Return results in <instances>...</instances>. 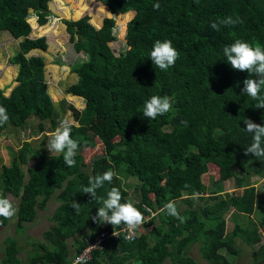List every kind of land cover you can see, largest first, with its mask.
<instances>
[{"label":"trees","instance_id":"obj_1","mask_svg":"<svg viewBox=\"0 0 264 264\" xmlns=\"http://www.w3.org/2000/svg\"><path fill=\"white\" fill-rule=\"evenodd\" d=\"M48 1L0 0V32L21 39L18 52L9 59L17 66V85L8 96L0 89V106L9 116L0 133L11 127L23 129L28 120L36 119L38 123L29 133L35 135L43 132L44 123L55 130L63 119L65 102L59 103L57 112L46 92L43 58L26 56L46 49L44 37L28 38V21L45 22L40 8ZM95 1L111 13L100 27L93 26L87 16L61 21L68 41L77 40L74 51L85 56L70 70L74 81L63 89L64 94L84 102L80 111H72L76 125L72 124L71 135L79 142L76 165L66 167L72 172L62 178V186L52 196L58 203L49 218L52 225L41 239L29 242L31 250L23 257H19L21 248L14 237L3 239L0 264H72L94 235L121 228L122 224L113 228L94 223L91 217L101 206L100 198H106L112 187L120 189L122 203L129 201L119 185L129 177L138 180L134 187L138 201L133 204L147 220L135 240L126 241L117 233L103 242L101 250L90 252L87 264H195L187 254L193 244L198 245L199 258L205 264H235L232 259L239 254L236 239L250 248L251 264H264V242L259 233L264 231V193L257 199L245 175L250 166L254 175L264 177V158L244 155L252 143L244 121L251 119L264 126V109H257L255 101L241 95L243 81L250 74L232 69L223 55V48L235 39L246 40L245 28L256 25L260 16L264 23V0ZM156 2L159 10L153 8ZM130 11L133 16L126 22L124 42L115 54L109 46L116 41L114 18ZM235 15L241 17L242 24L222 25L218 31L210 27L212 22ZM156 40L172 41L179 53L167 71L150 60ZM152 95L173 100L171 111L155 120L143 116V104ZM181 121H187V126ZM91 127H95L93 131ZM94 137L103 153L84 163L79 154ZM59 155L34 154L29 143L22 142L11 152L10 164L0 168V195L19 198L24 178L45 185L51 180L48 168L64 164L63 154ZM34 159L33 166L26 168ZM209 164L216 167L219 182L206 190L202 176ZM109 169L117 175L111 184L106 182L97 190V198L92 200L82 192L90 177ZM237 171L243 174L237 176ZM230 178L237 192L224 196L221 183ZM50 195L24 200L13 216L16 233L35 219L37 211L45 209ZM73 200L81 205L78 214L72 208ZM169 201L176 203L184 223L160 211ZM179 203H185L186 208L180 209ZM145 206L151 212L145 211ZM230 210L232 228L226 231L224 216ZM13 217H0V228ZM155 219L158 224L149 230ZM154 230L158 239L152 237ZM74 237L68 248L67 241Z\"/></svg>","mask_w":264,"mask_h":264},{"label":"rangeland","instance_id":"obj_2","mask_svg":"<svg viewBox=\"0 0 264 264\" xmlns=\"http://www.w3.org/2000/svg\"><path fill=\"white\" fill-rule=\"evenodd\" d=\"M99 5L101 4L95 0H49L40 8L43 16L46 18V21L41 23H38L36 19L28 21L30 26V34L28 35V38L33 39L44 37L46 49L44 52L38 51L35 53L31 51L26 56L29 57L31 55H35L43 58V75L46 92L49 94L53 107L57 112L60 113L59 103L61 101L65 102L61 116L63 118L67 117L73 125H76V121L74 119L75 116L72 115V111H80L84 106V102L82 100L79 101V99H75L70 95L64 94L63 89L74 81V76L72 75L73 73H71L70 70L75 67V65L82 63L85 60V56L74 51L73 43L77 40L72 43L68 41V36L65 33L64 26L61 24V21L68 19L75 21L80 17L87 16L93 26L100 27L102 20L104 18L111 17V13L105 6L101 5V7ZM132 16L133 12L130 11L128 14L125 13L124 15L114 18L115 26H117L115 33L116 41L109 44V46L115 54L118 49L121 48V43L123 44L124 42L125 25L126 22L132 18ZM243 36L246 38V42L253 44L259 43L264 46V23L262 16H260V19L258 18V23L256 25L250 28H245ZM20 40L21 39H12L6 32H0V89H4V96H8L12 88L17 85L14 81L17 66L10 64L9 59L16 52H18V43ZM131 69L132 67L127 68L128 71H131ZM253 79L257 78L253 76ZM250 99L253 101L251 97ZM37 123L38 120L31 119L27 121V125L24 126L23 129L11 127V130L0 133V168L1 166H8L10 164L12 158L11 152L15 153L17 149L20 148L22 142H28L34 154L44 152L47 156H60L59 153L51 154L46 147L49 139L48 134L54 131L50 130L48 123H44L43 132L36 133L35 135L29 134L31 128H35ZM262 123L264 125V122ZM94 128L95 127H91V130L93 131ZM102 153L103 148L99 141L94 137L89 145L81 150L79 155L83 162L87 163L92 158L101 155ZM35 161V159L29 161L25 167H32ZM66 167L67 166L65 164H57L56 167H49L48 169L51 172V180L46 182L45 185L36 184L34 182L30 183V179L24 178V185L19 198H12L7 195V197L11 199L16 210L20 205H24V200L29 197H42L45 194L50 193L51 198L47 201L46 207L43 211L36 212L35 219L31 223H24L21 233H16L14 217L9 220L5 227L0 228V258L2 257L1 242L6 237H14L17 240V244L21 248L19 257H23L29 249L31 250L29 242L41 239V234L52 225L49 218L58 204L52 199V196L55 191L62 186V178L69 176L72 172L66 171ZM207 167L206 173L202 176V182L206 190L210 188L211 183L219 182L216 167L210 164ZM247 167L249 169L247 171L248 173L245 174L247 177V184L253 185L255 189V196L258 199V197L264 193V177L254 175L252 171H250V166ZM242 174L243 173L241 171H237L236 173L237 176H241ZM137 184L138 180L135 177H129L128 179L119 182V185H121V187L126 191L129 201L132 203L138 201V198L134 193V187ZM221 184L224 196L229 193L234 194L237 192L232 178L223 181ZM44 190H46V192ZM179 208H186V204L179 203ZM231 213L232 212L230 210L224 216L226 231H230L232 228V222L228 217ZM256 216L257 212L255 211L252 215L253 220L256 219ZM153 224H158L157 219L150 222L148 226L149 230ZM153 232L154 234L152 237L154 239H158V232L155 230ZM259 233L261 236V240H259L263 243L264 231L259 230ZM73 241V238L67 241L68 248H71ZM235 246L238 248L239 254L234 256L232 262H235V264H251L250 248L247 245H243L238 239H236ZM197 249V244L191 245L188 248V251L186 250L188 256L194 259L195 264H205V262L199 258Z\"/></svg>","mask_w":264,"mask_h":264},{"label":"clouds","instance_id":"obj_3","mask_svg":"<svg viewBox=\"0 0 264 264\" xmlns=\"http://www.w3.org/2000/svg\"><path fill=\"white\" fill-rule=\"evenodd\" d=\"M195 2L198 3L199 0H195ZM153 8L154 10H159V2L154 3ZM242 23L243 20L241 17L235 15L227 16L219 21L212 22L210 27L218 31L222 25L235 26ZM223 55L226 57V62L231 65L232 69L241 72L246 71L250 74L249 78L243 81L241 95L251 97L252 100L255 101V107L257 109H264V46L259 43L253 44L242 39H235L233 43L223 48ZM149 57L152 64L157 66L161 71H167L170 67L174 66L176 60L179 58V53L174 48L172 41L156 40L149 52ZM252 76L258 77V79H253L251 78ZM172 106L173 100L171 97L166 95H152L145 100L143 104V116L147 119L155 120L158 116H163L171 111ZM8 120L9 116L6 108L0 106V126L6 124ZM187 123V121H181V124L185 127L187 126ZM244 124L246 125L244 131L252 135V143L245 149L244 155L264 158V126L253 122L251 119H245ZM71 133L72 122L65 117L59 121L55 130L48 134L49 139L46 144V147L51 154H63V162L67 167H75V157L79 148V142L72 138ZM116 175L117 174L114 170L109 169L102 174L92 176L89 178L88 186H83L81 190L84 194H89L93 200L97 198V190L103 188L106 182L111 184ZM122 199L123 197L119 188L112 187L108 190L106 198H100L101 206L97 208L95 216L91 217L93 222L109 224L113 228L122 224V226H126V229L129 232L134 233L140 226H142L144 220L146 221L147 219L132 202L128 201L122 203ZM80 207L81 205L73 200L72 208L77 214L79 213ZM145 211L151 212V209L145 206ZM160 211L165 212L170 217H175L181 223L185 222V218L180 215L174 201L165 203ZM15 213L16 209L13 206L11 199L0 195V217L9 219L12 218ZM120 229L112 231L111 233L102 232L113 234L115 236L119 233L118 231ZM140 229L141 227L135 233L136 237L138 236ZM121 235L124 238V235ZM73 239L75 240V237ZM94 248H96V246H90L85 250L84 254L76 256L73 259L72 264H87L88 253Z\"/></svg>","mask_w":264,"mask_h":264},{"label":"built area","instance_id":"obj_4","mask_svg":"<svg viewBox=\"0 0 264 264\" xmlns=\"http://www.w3.org/2000/svg\"><path fill=\"white\" fill-rule=\"evenodd\" d=\"M144 222H145V220H144ZM139 228L134 233H131V232H129L126 229V226L123 225L122 228L118 232L120 234H123L124 235V239H126L128 241H133L135 239V237H136L135 236V233L139 230ZM113 236H114L113 234H106L104 232L99 233L98 235H96V236H94L92 238L91 242H87V245L84 247V249L77 256L84 254L85 250L88 249L90 246H96V248H94L92 250H100L103 242L105 240H107V239L112 238ZM90 252L88 253L87 261L90 258V256H89L90 255Z\"/></svg>","mask_w":264,"mask_h":264}]
</instances>
